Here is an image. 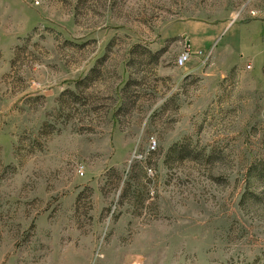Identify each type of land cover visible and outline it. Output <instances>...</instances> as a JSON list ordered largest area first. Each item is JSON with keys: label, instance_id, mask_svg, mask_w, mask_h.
Listing matches in <instances>:
<instances>
[{"label": "rangeland", "instance_id": "374dc122", "mask_svg": "<svg viewBox=\"0 0 264 264\" xmlns=\"http://www.w3.org/2000/svg\"><path fill=\"white\" fill-rule=\"evenodd\" d=\"M0 264H264V0H0Z\"/></svg>", "mask_w": 264, "mask_h": 264}, {"label": "built area", "instance_id": "2783aa9c", "mask_svg": "<svg viewBox=\"0 0 264 264\" xmlns=\"http://www.w3.org/2000/svg\"><path fill=\"white\" fill-rule=\"evenodd\" d=\"M250 15H254V12H250ZM189 56L190 50L188 48H185L177 57L175 65L177 67H182L188 61ZM246 67L248 68V66Z\"/></svg>", "mask_w": 264, "mask_h": 264}]
</instances>
